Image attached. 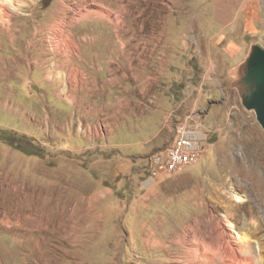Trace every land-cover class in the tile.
I'll return each instance as SVG.
<instances>
[{"label": "rangeland", "instance_id": "rangeland-1", "mask_svg": "<svg viewBox=\"0 0 264 264\" xmlns=\"http://www.w3.org/2000/svg\"><path fill=\"white\" fill-rule=\"evenodd\" d=\"M15 6L5 7L0 18V62L17 68V98L7 85L0 88V131L7 132V139L0 134V252L10 246L24 252L6 239L31 237L50 253L55 249L62 264H210L197 251L204 248L219 253L216 264H229L228 223L249 236L247 227L264 224V129L248 107L252 86L238 82L252 51L264 49V0H17ZM118 9L126 19L156 12L158 27L172 28L176 43L189 45L188 81L175 88L184 91L178 110L185 115L171 116L154 152L172 144L176 126L187 117L196 116L208 134L200 164H176L153 182L148 158L60 141L53 99H28L25 73L18 71L33 65L31 55L68 52L77 22L116 18ZM28 109L41 115L35 114L34 125L23 117ZM71 120L64 122L67 129ZM232 192L245 199L239 221L228 217ZM258 239L264 242V225L253 237ZM81 252L87 260L71 255ZM257 254L256 264H264V251Z\"/></svg>", "mask_w": 264, "mask_h": 264}, {"label": "crops", "instance_id": "crops-1", "mask_svg": "<svg viewBox=\"0 0 264 264\" xmlns=\"http://www.w3.org/2000/svg\"><path fill=\"white\" fill-rule=\"evenodd\" d=\"M117 13V20L112 16L77 22L65 48L68 52L54 57L45 52L31 55L28 59L33 65L23 64V70L18 71L25 73L23 87L29 91L28 99H53L54 130L60 141L71 138L95 150L127 149V153L122 150L123 157L143 161L160 154L154 151L163 145V134L172 125L171 116L184 114L178 110L184 104V91L175 88L188 81L183 74L190 68L188 52H184L189 45L176 43L172 28H159L152 10L137 19L121 18L119 9ZM177 63L180 70L174 72ZM16 70L0 62V88L7 85L13 89L12 99L17 98L13 88ZM176 98L178 104L173 106ZM29 112L25 110L23 117L34 125L35 114L41 115ZM69 117L74 126L67 129L64 122ZM42 123L45 125V120ZM27 239H6L7 244L23 245L24 252L7 247L0 252V260L5 259L6 264H62V256L55 249L50 248V253L45 243ZM71 255L87 260L84 252Z\"/></svg>", "mask_w": 264, "mask_h": 264}, {"label": "built area", "instance_id": "built-area-1", "mask_svg": "<svg viewBox=\"0 0 264 264\" xmlns=\"http://www.w3.org/2000/svg\"><path fill=\"white\" fill-rule=\"evenodd\" d=\"M195 117H187L175 128L172 144L155 156H149L148 181L167 177L176 163L194 167L203 160L208 134L204 125Z\"/></svg>", "mask_w": 264, "mask_h": 264}, {"label": "bare ground", "instance_id": "bare-ground-1", "mask_svg": "<svg viewBox=\"0 0 264 264\" xmlns=\"http://www.w3.org/2000/svg\"><path fill=\"white\" fill-rule=\"evenodd\" d=\"M16 2H17V0H0V18L2 17V15L5 12V7L9 8V9H15L16 8V6H15ZM176 164L179 165V164H184V163H176ZM176 164H174V165H176ZM232 197L234 199V203L230 204V207L232 210L235 211V214L232 213L231 209H230V212L228 213V215H229L228 217H232L235 221H239V220H241L240 219L241 218L240 217V209L243 206L242 204L245 203V199L243 196H241L240 194H237L235 192H232ZM94 199L95 198H93V200ZM250 212H251L250 215L253 218L255 216V213L253 210ZM246 221L247 220L245 218L244 224L246 223ZM228 224L229 225L227 226L226 230L228 229L230 231V233H229L230 234V240H229V242H227V247L225 250H227L228 260L230 262L229 264H256V261H257L256 255H258L257 253L264 251V242H261L259 239L253 240V237H254V235H257L261 232L264 224L262 225L260 222L258 224H254L253 226L247 227V229H248L247 231H249L250 236L248 234H244L243 232H241L237 228V225L234 224V222H229ZM190 243L192 244L193 242H190ZM232 244H235L236 247H233ZM197 251L201 255L202 260L206 263L209 261L208 263H210V264H216V262H215L216 259H217V261L219 260L218 259L219 253H217V251H215V249L204 248L202 251L199 249ZM220 253H222V252H220ZM225 258H223L222 260H224Z\"/></svg>", "mask_w": 264, "mask_h": 264}, {"label": "water", "instance_id": "water-1", "mask_svg": "<svg viewBox=\"0 0 264 264\" xmlns=\"http://www.w3.org/2000/svg\"><path fill=\"white\" fill-rule=\"evenodd\" d=\"M246 63L240 70L238 82L252 86L253 95L248 107L256 110L258 121L264 129V49L256 47Z\"/></svg>", "mask_w": 264, "mask_h": 264}, {"label": "trees", "instance_id": "trees-1", "mask_svg": "<svg viewBox=\"0 0 264 264\" xmlns=\"http://www.w3.org/2000/svg\"><path fill=\"white\" fill-rule=\"evenodd\" d=\"M0 134H1V138H4V139H7L6 136H7V132H1L0 131ZM28 153V152H27ZM36 155V153H34Z\"/></svg>", "mask_w": 264, "mask_h": 264}]
</instances>
